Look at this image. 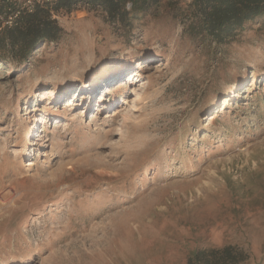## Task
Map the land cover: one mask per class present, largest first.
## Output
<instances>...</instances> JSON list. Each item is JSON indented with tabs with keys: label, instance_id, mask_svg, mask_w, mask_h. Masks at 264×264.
<instances>
[{
	"label": "rangeland",
	"instance_id": "1",
	"mask_svg": "<svg viewBox=\"0 0 264 264\" xmlns=\"http://www.w3.org/2000/svg\"><path fill=\"white\" fill-rule=\"evenodd\" d=\"M192 1L79 4L27 62L0 49V264H264V17L219 45Z\"/></svg>",
	"mask_w": 264,
	"mask_h": 264
},
{
	"label": "trees",
	"instance_id": "2",
	"mask_svg": "<svg viewBox=\"0 0 264 264\" xmlns=\"http://www.w3.org/2000/svg\"><path fill=\"white\" fill-rule=\"evenodd\" d=\"M159 0H55L50 5H35L23 11L11 27H3V17L14 11L15 5L0 0V49H8L19 63L28 61L32 53L46 42H56L62 28L52 19L53 13L71 11L79 4L102 7L108 20L124 24L131 14H144ZM127 6H129L127 8ZM189 29L202 40L222 45L242 32L250 22L264 17V0H193ZM194 30V31H193ZM250 254L237 246L195 248L185 264H248Z\"/></svg>",
	"mask_w": 264,
	"mask_h": 264
},
{
	"label": "built area",
	"instance_id": "3",
	"mask_svg": "<svg viewBox=\"0 0 264 264\" xmlns=\"http://www.w3.org/2000/svg\"><path fill=\"white\" fill-rule=\"evenodd\" d=\"M15 5L14 11L10 12L6 17L3 18L2 26L11 27L14 25L18 16L23 11L30 12L35 5H50L55 0H8Z\"/></svg>",
	"mask_w": 264,
	"mask_h": 264
},
{
	"label": "bare ground",
	"instance_id": "4",
	"mask_svg": "<svg viewBox=\"0 0 264 264\" xmlns=\"http://www.w3.org/2000/svg\"><path fill=\"white\" fill-rule=\"evenodd\" d=\"M107 88H108V89H107V90H108L107 94H109V87H107ZM100 100H101V99H100ZM91 101H92V100H91ZM99 103H100V102H99ZM34 136H35V135H33L32 138H33Z\"/></svg>",
	"mask_w": 264,
	"mask_h": 264
}]
</instances>
